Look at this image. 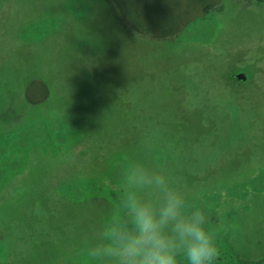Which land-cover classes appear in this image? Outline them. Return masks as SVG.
I'll return each mask as SVG.
<instances>
[{
  "label": "rangeland",
  "instance_id": "1",
  "mask_svg": "<svg viewBox=\"0 0 264 264\" xmlns=\"http://www.w3.org/2000/svg\"><path fill=\"white\" fill-rule=\"evenodd\" d=\"M218 1L155 38L114 0H0V264H89L134 163L205 211L217 263L264 264V0Z\"/></svg>",
  "mask_w": 264,
  "mask_h": 264
},
{
  "label": "clouds",
  "instance_id": "2",
  "mask_svg": "<svg viewBox=\"0 0 264 264\" xmlns=\"http://www.w3.org/2000/svg\"><path fill=\"white\" fill-rule=\"evenodd\" d=\"M123 217L103 226L86 247L89 264H213L217 255L205 211L163 171L134 163Z\"/></svg>",
  "mask_w": 264,
  "mask_h": 264
},
{
  "label": "trees",
  "instance_id": "3",
  "mask_svg": "<svg viewBox=\"0 0 264 264\" xmlns=\"http://www.w3.org/2000/svg\"><path fill=\"white\" fill-rule=\"evenodd\" d=\"M218 0H114L113 10L122 13L131 28L143 35L168 38L179 35L198 17L212 10ZM213 264L222 258L215 257ZM262 262H233L227 264H261Z\"/></svg>",
  "mask_w": 264,
  "mask_h": 264
},
{
  "label": "water",
  "instance_id": "4",
  "mask_svg": "<svg viewBox=\"0 0 264 264\" xmlns=\"http://www.w3.org/2000/svg\"><path fill=\"white\" fill-rule=\"evenodd\" d=\"M236 77L242 80L246 79V76L243 73H238Z\"/></svg>",
  "mask_w": 264,
  "mask_h": 264
}]
</instances>
